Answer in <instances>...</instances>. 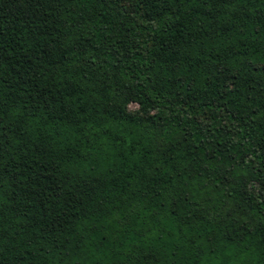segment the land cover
Returning a JSON list of instances; mask_svg holds the SVG:
<instances>
[{"label":"trees","instance_id":"trees-1","mask_svg":"<svg viewBox=\"0 0 264 264\" xmlns=\"http://www.w3.org/2000/svg\"><path fill=\"white\" fill-rule=\"evenodd\" d=\"M0 264H264V0H0Z\"/></svg>","mask_w":264,"mask_h":264},{"label":"rangeland","instance_id":"rangeland-1","mask_svg":"<svg viewBox=\"0 0 264 264\" xmlns=\"http://www.w3.org/2000/svg\"><path fill=\"white\" fill-rule=\"evenodd\" d=\"M128 107H129L130 109H133V108H135V107H136V105H135V104H132V103H130V104L128 105Z\"/></svg>","mask_w":264,"mask_h":264}]
</instances>
